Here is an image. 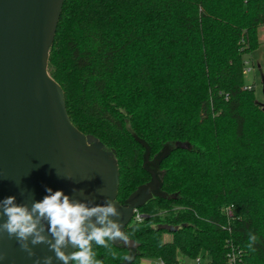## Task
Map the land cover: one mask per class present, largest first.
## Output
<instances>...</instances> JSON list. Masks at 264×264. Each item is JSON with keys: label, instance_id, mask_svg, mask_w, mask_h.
<instances>
[{"label": "trees", "instance_id": "trees-1", "mask_svg": "<svg viewBox=\"0 0 264 264\" xmlns=\"http://www.w3.org/2000/svg\"><path fill=\"white\" fill-rule=\"evenodd\" d=\"M260 27L264 0H64L48 71L72 123L114 153L121 204L160 158L129 244L109 242L113 258L93 242L102 264H225L232 245L264 264V111L245 82Z\"/></svg>", "mask_w": 264, "mask_h": 264}, {"label": "water", "instance_id": "water-1", "mask_svg": "<svg viewBox=\"0 0 264 264\" xmlns=\"http://www.w3.org/2000/svg\"><path fill=\"white\" fill-rule=\"evenodd\" d=\"M63 4L64 0H0V200L13 196L17 204L30 207L33 201L43 200L47 188L97 205L110 199L121 213L113 219L119 220L124 231L136 209L161 194L160 158L148 162L154 167L149 168L151 179L121 204L114 153L72 123L65 92L48 71ZM86 142L93 146L86 147ZM79 189L84 196L74 191ZM3 220L6 217L0 223ZM159 228L175 231L178 227ZM31 247L33 257L21 250L15 237L0 234V264H34L38 258L42 264L46 256L53 257V264H62L47 244ZM65 251L76 249L69 246Z\"/></svg>", "mask_w": 264, "mask_h": 264}, {"label": "clouds", "instance_id": "clouds-1", "mask_svg": "<svg viewBox=\"0 0 264 264\" xmlns=\"http://www.w3.org/2000/svg\"><path fill=\"white\" fill-rule=\"evenodd\" d=\"M85 144L89 148L93 146L89 142ZM74 191L84 196L83 189ZM46 192L42 201H33L30 207L17 204L13 196L0 200V218L6 217L0 223V234L6 232L9 238L15 237L29 257L35 256L31 246L47 244L62 264H102L95 258L93 242L107 249L113 258L116 253L109 242L120 240L124 245L129 244V235L121 230L119 220L113 219L121 213L112 200L97 205L70 199L61 190L53 192L47 188ZM69 246L76 251L66 252ZM121 259L131 261L132 257L125 255ZM34 264H41V259H36ZM42 264H53V257H43Z\"/></svg>", "mask_w": 264, "mask_h": 264}, {"label": "rangeland", "instance_id": "rangeland-1", "mask_svg": "<svg viewBox=\"0 0 264 264\" xmlns=\"http://www.w3.org/2000/svg\"><path fill=\"white\" fill-rule=\"evenodd\" d=\"M259 39L261 45L259 48L254 51L251 55L247 57V65L245 72V82L250 84L254 88L257 101L260 103V106L264 104V94H263V85H264V27H260L258 31ZM150 169H154L151 163H147ZM166 239H170V235H165ZM142 264H151V258H143L141 260Z\"/></svg>", "mask_w": 264, "mask_h": 264}, {"label": "built area", "instance_id": "built-area-1", "mask_svg": "<svg viewBox=\"0 0 264 264\" xmlns=\"http://www.w3.org/2000/svg\"><path fill=\"white\" fill-rule=\"evenodd\" d=\"M247 88L251 89L252 85L249 84ZM229 213L231 212L229 211ZM148 216H149L148 213L140 212L138 209H136L133 219L140 221ZM242 255H243L242 250L232 245L226 254L225 264H244L242 262ZM151 259H152L151 264H165V261L161 258L158 259L151 258ZM173 264H217V263H215L211 259V257L208 256L207 254H198L195 256H180Z\"/></svg>", "mask_w": 264, "mask_h": 264}]
</instances>
